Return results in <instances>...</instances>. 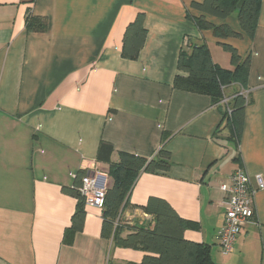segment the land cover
Returning <instances> with one entry per match:
<instances>
[{"label": "crops", "instance_id": "obj_1", "mask_svg": "<svg viewBox=\"0 0 264 264\" xmlns=\"http://www.w3.org/2000/svg\"><path fill=\"white\" fill-rule=\"evenodd\" d=\"M203 0H0V264H140L144 253L101 238L103 210L84 205L80 232L69 234L77 199L74 178L125 153L151 160L163 148L166 172L139 173L121 213L130 226L152 227L142 211L149 198L166 201L194 228L187 241L210 248L214 264H264V189L254 195V218L223 256L220 186L243 171L264 183V0L254 37L232 15L206 16L239 38L222 39L194 23ZM47 22L29 32L27 14ZM143 14V45L133 60L121 55L126 27ZM207 46L211 61L233 71L250 58L246 108L238 144L221 125L209 96L175 90L181 50ZM235 87H227L230 96ZM101 143L109 161H97ZM106 155V154H105ZM110 183V181H109Z\"/></svg>", "mask_w": 264, "mask_h": 264}, {"label": "trees", "instance_id": "obj_2", "mask_svg": "<svg viewBox=\"0 0 264 264\" xmlns=\"http://www.w3.org/2000/svg\"><path fill=\"white\" fill-rule=\"evenodd\" d=\"M239 1L203 0L201 3H192L191 8L201 13V16L193 21L198 29L212 30L216 37L239 38L240 35L229 27H215L206 20V16L225 20L235 14L241 31L252 40L257 27L261 0H244L237 9ZM143 19V14H138L125 29L121 50V55L125 59L137 58L143 45L146 33ZM25 27L29 32L44 33L47 30V22L28 13ZM224 48L230 54L233 71H225L214 65L204 43L200 45L189 43L185 50H181L177 61V70L185 76H175L173 88L209 96L211 103L222 109L219 128L223 125L229 132V139L238 144L243 132L246 108L252 103L251 96L246 93L250 58L246 57L239 63L237 52L231 47ZM230 86L235 87V90L227 96L225 90ZM109 152L111 147L101 143L97 152V161H109ZM169 166V154L163 148L159 150L156 158L151 160L119 153L116 163L109 162L106 173L108 184L102 202L101 238L111 241L115 247L141 250L144 255L140 264H214L209 246L190 242L184 238V232L194 228L195 223L181 219L162 199L149 198L142 207V211L152 217V227L130 226L121 218L139 173L166 172ZM85 173L81 172L76 176L78 184L76 183L73 190H66L77 199L69 228L70 235L80 232L84 225L85 204L77 188L81 176Z\"/></svg>", "mask_w": 264, "mask_h": 264}, {"label": "built area", "instance_id": "obj_3", "mask_svg": "<svg viewBox=\"0 0 264 264\" xmlns=\"http://www.w3.org/2000/svg\"><path fill=\"white\" fill-rule=\"evenodd\" d=\"M226 102V101H224ZM76 178V176H74ZM256 187L252 186L251 178L241 170L235 171L228 184L220 186L225 195L223 226L216 235L221 255L227 256L234 250V244L242 228L254 218V195L264 189L260 176L254 178ZM77 191L84 204L102 209V202L108 184L107 174L98 168H92L81 176Z\"/></svg>", "mask_w": 264, "mask_h": 264}, {"label": "water", "instance_id": "obj_4", "mask_svg": "<svg viewBox=\"0 0 264 264\" xmlns=\"http://www.w3.org/2000/svg\"><path fill=\"white\" fill-rule=\"evenodd\" d=\"M243 1H244V0H240V1L238 2L237 6H236V7H237V9H239V8L241 7V5H242Z\"/></svg>", "mask_w": 264, "mask_h": 264}]
</instances>
